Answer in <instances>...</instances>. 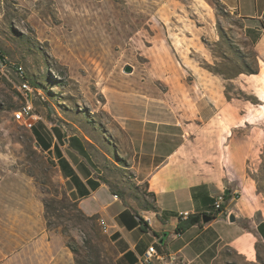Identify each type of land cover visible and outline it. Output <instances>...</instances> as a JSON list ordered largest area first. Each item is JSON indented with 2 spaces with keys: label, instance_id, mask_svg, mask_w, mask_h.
Wrapping results in <instances>:
<instances>
[{
  "label": "rangeland",
  "instance_id": "obj_1",
  "mask_svg": "<svg viewBox=\"0 0 264 264\" xmlns=\"http://www.w3.org/2000/svg\"><path fill=\"white\" fill-rule=\"evenodd\" d=\"M0 53L8 64H22L38 83V90L31 83L34 102L93 138L99 162L114 167L109 172L118 179L133 174L115 155L103 157L104 148H117L110 131L116 111L131 109L134 97L151 96L162 110L194 117L198 86L204 83L210 93L220 89L221 127L236 123L233 175L239 187L241 181L251 187L250 204L261 208L256 218L264 216V196L256 191L264 183V64L244 35L243 20L224 1L0 0ZM126 64L132 72L124 71ZM1 65L0 185L7 187L5 199L27 197L30 210L43 212L46 230L61 241L56 264H92L98 256L110 261L116 252L100 221L90 220L69 198L27 122L14 119L13 111L24 101L20 80L9 65ZM241 66L248 71L231 80L211 71L234 72ZM258 252V262L233 256V264H264V248L258 246Z\"/></svg>",
  "mask_w": 264,
  "mask_h": 264
},
{
  "label": "crops",
  "instance_id": "obj_2",
  "mask_svg": "<svg viewBox=\"0 0 264 264\" xmlns=\"http://www.w3.org/2000/svg\"><path fill=\"white\" fill-rule=\"evenodd\" d=\"M222 1L243 20L244 35L264 64V0ZM202 85L194 117L162 110L151 96L134 97L131 109L116 111V126L110 131L117 148H104L103 157H123L131 179L145 185L157 211L133 207L112 190L93 138L79 133L70 121H55L47 108L34 102L42 116L30 129L36 147L55 164L69 198L105 225L116 264H147L143 256L153 244L172 264H233V256L258 262V246L264 248V216L256 218L261 208L250 204L251 187L245 181L239 187L233 175L236 123L227 125L225 120L221 127L220 89L210 93ZM6 189L0 187V264H56L62 245L59 236L46 230L43 212L30 210L27 197L7 201ZM228 190L232 198L214 219L176 232L182 211L215 212L216 196ZM231 212L235 221L229 219Z\"/></svg>",
  "mask_w": 264,
  "mask_h": 264
},
{
  "label": "trees",
  "instance_id": "obj_3",
  "mask_svg": "<svg viewBox=\"0 0 264 264\" xmlns=\"http://www.w3.org/2000/svg\"><path fill=\"white\" fill-rule=\"evenodd\" d=\"M1 57H2V55L0 53V69H2L1 64L9 65L17 73V76L20 80V84L24 81H27L31 85V83L33 82L36 89L37 90L40 89V87H37L38 83L34 80V78H32L29 74H27V71L24 69L22 64H19V63L8 64L7 60L5 59V56L3 58H1ZM20 67H22V69H19ZM211 71L216 73V74L223 76L227 80H231L235 76H237L238 74L248 71V69L241 66V68L234 69V72H228V71L224 70V68H222V69L215 68L214 70H211ZM249 72L252 73L254 71L249 70ZM228 92L226 91L225 94L229 98L230 95ZM33 103H34V100H33ZM49 114L51 115V111H49ZM50 117H52V116H50ZM55 121H56V119H55ZM34 126L31 129H33ZM114 149H116V148H114ZM115 157L118 161L123 163L122 165L124 168L128 169L129 165L124 158L120 157L118 154H116ZM102 166H104V165H102ZM105 167L109 171L111 169H112V171H114V167L109 168L110 166L108 167L107 165H105ZM106 179L109 180V185L112 188V190H114L116 193H118L119 195L124 197L133 207H138V208L144 209L146 211H157L158 210V208L154 204V202L149 200L146 197L148 192L145 190V185H143V186L138 185L132 179H126V177H122L121 179H118L113 174H111L110 172H109L108 177ZM256 191L258 194H261L264 196V183H260V184L256 185ZM231 198H232V195L230 194L229 190L226 191L224 193V201L227 202ZM223 204H224V202H223ZM223 204L221 207L217 208L215 206V201H214L213 206L216 209L215 212H209V213H203V214H191L186 219H180L178 222V225L176 227V232L182 233L187 228L192 226L193 224L203 222L205 216H209L211 218V220L214 219L216 217L217 213H220L221 211L224 210L225 205H223ZM88 218L90 220L99 221L97 215L88 216ZM138 218H139L140 222L144 221L143 217L141 215H139ZM78 264H82L81 261H78ZM92 264H116V262H115L114 256H113V259H111L110 261H106V262H104V261L102 262L98 256L97 260L93 261Z\"/></svg>",
  "mask_w": 264,
  "mask_h": 264
},
{
  "label": "built area",
  "instance_id": "obj_4",
  "mask_svg": "<svg viewBox=\"0 0 264 264\" xmlns=\"http://www.w3.org/2000/svg\"><path fill=\"white\" fill-rule=\"evenodd\" d=\"M19 89L22 92L24 101L19 108L13 111V117L15 120L26 121L27 126H29V129H31L36 124V122L42 118V116L36 110L33 100L30 98V92L32 91V86L30 85V83H25V81L22 82L19 85ZM223 202H224V193L218 194L216 196L215 206L219 208L222 206ZM190 215H191L190 211L181 212L182 219H186ZM146 220L148 222H151V218L149 217ZM102 229L105 233L107 232V228L105 227L104 224L102 225ZM143 260L147 264H157L155 260L163 261V264H172V261L167 260L165 256L157 250L154 244L148 247L146 253L143 256Z\"/></svg>",
  "mask_w": 264,
  "mask_h": 264
},
{
  "label": "water",
  "instance_id": "obj_5",
  "mask_svg": "<svg viewBox=\"0 0 264 264\" xmlns=\"http://www.w3.org/2000/svg\"><path fill=\"white\" fill-rule=\"evenodd\" d=\"M124 71H125V72H132V71H133V66L130 65V64H126V65L124 66ZM229 219H230L231 221H235V220H236V214H235L234 212H231V213L229 214ZM210 220H211V218H210L209 216H205V217H204V221H205V222H208V221H210Z\"/></svg>",
  "mask_w": 264,
  "mask_h": 264
},
{
  "label": "bare ground",
  "instance_id": "obj_6",
  "mask_svg": "<svg viewBox=\"0 0 264 264\" xmlns=\"http://www.w3.org/2000/svg\"><path fill=\"white\" fill-rule=\"evenodd\" d=\"M19 69H22V67H20ZM25 80H26V79H25ZM25 83H29V82L25 81Z\"/></svg>",
  "mask_w": 264,
  "mask_h": 264
}]
</instances>
